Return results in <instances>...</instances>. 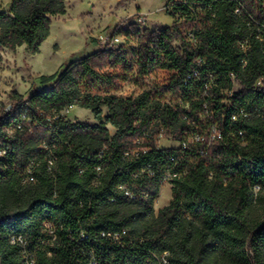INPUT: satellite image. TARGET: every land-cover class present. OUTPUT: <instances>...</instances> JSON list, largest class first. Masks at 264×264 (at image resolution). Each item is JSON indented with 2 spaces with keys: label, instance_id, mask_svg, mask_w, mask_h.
Returning <instances> with one entry per match:
<instances>
[{
  "label": "trees",
  "instance_id": "trees-1",
  "mask_svg": "<svg viewBox=\"0 0 264 264\" xmlns=\"http://www.w3.org/2000/svg\"><path fill=\"white\" fill-rule=\"evenodd\" d=\"M64 2L11 0L0 9V48L38 54ZM167 9L178 15L170 26L132 22L126 36L137 43V77L170 73L158 92L177 101L171 107L84 98L78 105L96 123L65 118L74 87L117 85L102 70L126 65L123 46L101 45L40 76L0 114V264H26L27 253L35 264H264V0H177ZM155 125L178 145L157 148ZM31 159L35 181L23 185ZM167 173L178 176L155 213Z\"/></svg>",
  "mask_w": 264,
  "mask_h": 264
},
{
  "label": "rangeland",
  "instance_id": "rangeland-1",
  "mask_svg": "<svg viewBox=\"0 0 264 264\" xmlns=\"http://www.w3.org/2000/svg\"><path fill=\"white\" fill-rule=\"evenodd\" d=\"M10 1L0 0V9L8 11ZM174 1L177 0H65L66 13L52 21L50 34L41 44L38 54H29L23 46L15 52L0 48V114L9 110L15 95L26 96L32 87H39L40 76L52 75L64 64L97 52L111 34L116 35L120 40L119 45L123 46L126 65L109 64L102 72L113 75L117 85L88 89L83 83L74 87V105L62 111L63 116L95 124L92 113L78 105L84 98L97 103L108 99L126 104L139 100H147L148 103L170 75L151 72L145 77H137L132 66L137 43L134 38L126 36V32L128 25L141 17L145 22L140 28L158 30L170 26L178 19L177 14L167 9V4ZM163 101L171 105L177 103L169 95ZM101 109L105 116L106 108L102 106ZM107 128L112 135L114 128L109 125ZM156 143L160 148L178 145L167 134L157 139ZM170 199L171 185L162 183L154 202V212L167 206Z\"/></svg>",
  "mask_w": 264,
  "mask_h": 264
},
{
  "label": "built area",
  "instance_id": "built-area-1",
  "mask_svg": "<svg viewBox=\"0 0 264 264\" xmlns=\"http://www.w3.org/2000/svg\"><path fill=\"white\" fill-rule=\"evenodd\" d=\"M145 20L144 18H136L134 20V23L141 27L142 24H144ZM120 43V40L118 37H116V35H111L107 38V41L105 43H103V46H106L107 48H111V47H115L117 45H119ZM154 72H159V73H165V75L167 74H170L168 71L166 70H157V71H154ZM153 73V72H152ZM168 82V79L164 82V84L162 85H166ZM260 84V81H257L256 82V85H259ZM168 95H163L162 93L156 91L154 93V95L150 98V100L148 101V107H153V106H159L160 108L164 109L166 107H171V104L168 103L167 101H163L165 100V98H167ZM163 98V99H162ZM69 108H72V106H69L66 108L69 109ZM8 111V110H6ZM64 111V110H63ZM63 115V114H62ZM3 131H5L7 134H10V130L7 129V128H3L2 129ZM151 133H154V136H153V139H154V142H155V145L157 148H160L157 143H156V140L157 139H160L162 138L166 132L159 126L155 125L152 129H151ZM212 133L215 134V136H217L219 138V135L217 134V132L213 129L212 130ZM192 140L194 141H198L200 139L199 135L195 134L194 136L191 137ZM184 146V144H183ZM138 149H134L132 150L131 152H126L125 155L126 156H135L137 155V151ZM142 151H145V149H141ZM6 153L7 151L5 150L4 147H2L0 145V159L1 158H4L6 156ZM54 164H55V157L51 154H48L47 156V169L48 171L52 172V169L54 167ZM33 168H34V159H31L29 161V163L27 164L25 170H24V173H23V178L21 180V183L23 185H26V184H30V183H33L35 181V177L33 175ZM96 171H100V168H96ZM178 176V173H167L163 179V183H169L171 182V180L175 177ZM44 226H45V229L46 231L49 233V235L51 236V239L50 241L51 242H55L57 240V236L56 234H54L51 226L48 224V223H44ZM10 243L11 244H14V245H17L21 248H25V242L23 241V239L21 237H16V236H12L10 238ZM26 264H35L34 262V258H33V254L32 253H27L26 254Z\"/></svg>",
  "mask_w": 264,
  "mask_h": 264
}]
</instances>
